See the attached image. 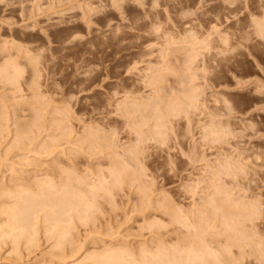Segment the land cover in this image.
<instances>
[{"label":"rangeland","instance_id":"1","mask_svg":"<svg viewBox=\"0 0 264 264\" xmlns=\"http://www.w3.org/2000/svg\"><path fill=\"white\" fill-rule=\"evenodd\" d=\"M9 58L22 77L17 93L0 83V207L13 203L5 188L45 175L59 185L70 174L100 179L112 190L97 194L87 222L73 219L71 240L47 233L44 212L33 239L0 235V264L175 253L193 234L165 210L201 200L220 154L256 149L264 163V0H0V62ZM212 124L232 132L222 149L208 139ZM20 125L30 131L18 148ZM49 143L57 150L44 153ZM250 175L264 238V166ZM210 233L223 264H264L236 245L228 254L226 238Z\"/></svg>","mask_w":264,"mask_h":264},{"label":"bare ground","instance_id":"2","mask_svg":"<svg viewBox=\"0 0 264 264\" xmlns=\"http://www.w3.org/2000/svg\"><path fill=\"white\" fill-rule=\"evenodd\" d=\"M18 68L17 63L15 61L13 62L10 58L9 60L0 62V83L9 88L6 89L8 93H17L20 90L21 86H19V81L22 77V71ZM160 120V117L156 119L154 127L158 129V131L160 130L158 133L160 136H164V132L161 133V127L163 128V126ZM217 125L212 124L208 132L209 134H207L208 137H210L207 138L213 145L219 144L218 148L222 149V135L223 137L224 135H228L230 140L232 132H227L228 130L226 131V129L228 128L225 126L224 128L220 126L218 128ZM22 127V125L18 127L19 131L16 129L18 135L15 137V144H20L18 148L21 147L22 141H26V132L29 130L25 131V128L23 127L24 129H22ZM3 129L4 128H2V131L5 132ZM2 131L0 125L1 134L3 133ZM26 139H28V137ZM220 139L222 140L221 142ZM229 140L226 142L227 144H229ZM49 144L51 146L47 144L48 146L42 147L44 153L52 149L57 150L55 143ZM248 152L249 151L245 150H236V155L228 154L227 152L220 154L222 160H218V164L215 162V167H210L211 175H208L207 181L209 183H207L208 186L206 187L207 192H205V197H200L201 200L198 203L196 201V203L191 206L190 210L184 212V210L181 211L180 209L172 213V211L169 210L168 212L165 208V213L170 215L175 223L182 226V228H187L188 232L191 230L193 238L187 245H181L178 250L176 249L175 253L162 247H157L158 249L155 252L145 248L142 250L141 253L143 254L139 259H130L133 258V255L123 250H107L108 252L105 251L102 256H99V258H101L99 260L102 261L101 264H223L224 257L222 255L221 262V257H219L220 254L218 255L219 249L218 251L213 249L211 246L212 243L210 244V242L206 240V236L210 231L212 235L214 232L226 238L224 246L226 247L225 252H228V254L232 252V247L236 245L238 246L237 248L241 250L243 257L259 255L261 261L262 259L264 260V238L261 230L258 228V221H260L263 215L260 201L262 195L260 196L257 192L255 193L256 188L251 186V178L253 177L250 175V170L252 172L255 168L264 166V163L259 165L260 155L262 156L263 153H260L256 149L252 151V154H248ZM113 172H110L111 175L109 174V178H113L114 186L117 182L120 185L122 182H119L118 176L115 175L116 172ZM131 176L134 177V175ZM65 177L66 179H64V181L62 180L64 182L62 185H59V182L55 181V179L51 178L49 175H45L44 178H39L34 183L33 187H23L21 189L5 188L2 192V196L9 198L10 201L13 200V203L5 208L0 207V215L5 218L4 221L0 220V224L3 223V225H0V235L4 234L5 236V234H10V236L13 237V235L18 236L26 233L30 239H33L34 231L32 230L35 225L33 221L38 219L39 213L44 212V221L51 223L49 226L47 224V233H55L60 239L63 238L61 243L65 238L68 240L67 236L70 237V229L75 227L73 226L74 220L78 218V221L80 220L83 223L85 221L87 222L85 217L88 216L89 220L90 216L87 215V213L95 209L96 203L94 204V202L97 194L101 190L103 192L106 190L109 192L107 193L110 194L112 189L110 186L111 182L106 185V182L102 183L103 181L100 179L97 180L98 182L100 181V183L97 184V181H95L96 183H94V181H92L93 183H89L86 177L84 182V177L82 176H77L75 178L74 175L70 174ZM86 182H88V184ZM83 185L86 186V189ZM197 187L198 186H196V188ZM145 190L143 192H145ZM160 207L162 208V206ZM84 214H86L85 217ZM201 223H205V228L201 226ZM209 235H211V233ZM99 260L97 262L98 264L100 263Z\"/></svg>","mask_w":264,"mask_h":264}]
</instances>
